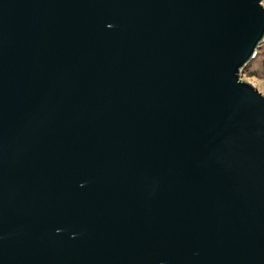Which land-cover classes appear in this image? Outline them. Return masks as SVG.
Listing matches in <instances>:
<instances>
[{
	"label": "water",
	"instance_id": "1",
	"mask_svg": "<svg viewBox=\"0 0 264 264\" xmlns=\"http://www.w3.org/2000/svg\"><path fill=\"white\" fill-rule=\"evenodd\" d=\"M264 0H0V264H264Z\"/></svg>",
	"mask_w": 264,
	"mask_h": 264
},
{
	"label": "rangeland",
	"instance_id": "2",
	"mask_svg": "<svg viewBox=\"0 0 264 264\" xmlns=\"http://www.w3.org/2000/svg\"><path fill=\"white\" fill-rule=\"evenodd\" d=\"M242 78L253 83L264 94V43L255 59L246 67Z\"/></svg>",
	"mask_w": 264,
	"mask_h": 264
}]
</instances>
